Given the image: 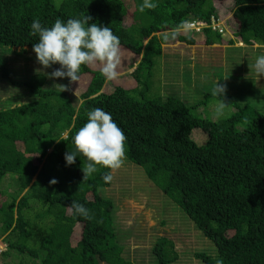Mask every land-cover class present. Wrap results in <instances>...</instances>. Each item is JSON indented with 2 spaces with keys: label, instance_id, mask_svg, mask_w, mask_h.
<instances>
[{
  "label": "trees",
  "instance_id": "16d2710c",
  "mask_svg": "<svg viewBox=\"0 0 264 264\" xmlns=\"http://www.w3.org/2000/svg\"><path fill=\"white\" fill-rule=\"evenodd\" d=\"M155 2L156 9L140 13L142 0H0V87L5 91L18 85L23 91L5 99H11L7 106L0 103V237L5 245L0 264H135L120 243V211L114 201L116 193L129 194L127 189L109 191L113 183L104 182L108 170L103 168L84 180L83 157L71 166L65 161L87 111L97 107L111 114L127 138V159L118 171L128 167L135 176L144 174L136 179L145 181L135 197L161 201L163 215L155 214L161 234L135 242L141 245L135 261L264 264V114L249 105L239 107L232 98L226 104L234 113L213 121L195 111L216 98L211 93L216 79L208 84L203 76L193 81L192 71L182 75L197 93L206 94L200 106H191L186 103L190 89L183 98L159 95L151 77L173 44L208 48L203 61L218 55L213 46L230 45L235 63L256 69L251 57L264 50V0ZM221 9L227 19L218 14ZM86 15L92 17L89 24L110 27L120 39L121 54L131 58L121 59L114 82L98 66H82L87 81L74 102L71 90L61 92L47 74L27 75L18 59L35 56L34 20L51 27L57 18L66 22ZM212 19L231 39L212 30ZM183 20L208 27L164 42L163 35ZM194 129L204 133L202 144L192 138ZM52 179L58 182L52 185ZM8 187L14 192L8 193ZM73 201L91 210L94 219L74 217L68 211ZM197 237L203 239L199 248L190 241ZM185 242L193 249L182 253L179 244Z\"/></svg>",
  "mask_w": 264,
  "mask_h": 264
},
{
  "label": "clouds",
  "instance_id": "9594fccd",
  "mask_svg": "<svg viewBox=\"0 0 264 264\" xmlns=\"http://www.w3.org/2000/svg\"><path fill=\"white\" fill-rule=\"evenodd\" d=\"M158 7L155 0H142L138 11L154 10ZM92 17L89 15L80 18H70L66 22L57 18L51 27L42 26L39 19L31 24V35L38 36V42L33 45L36 61L44 69L59 65L52 71L50 79L69 80V84L81 80L82 66H98L101 75L108 81H114L119 76L121 66V43L110 27H101L96 23L89 24ZM191 23L183 20L179 25L163 35V41L175 40L182 32H187ZM225 33H222V36ZM256 72L264 76V55L256 59ZM61 92L70 91L67 85H58ZM79 89V88H78ZM76 89V92L78 91ZM75 92V94H76ZM226 86L215 84L212 95L217 98L215 116L223 115L227 107L223 96ZM87 122L80 127L74 137L72 151L65 153L66 165L71 166L77 157H83L82 172L84 180L96 173L100 168L107 169L102 177L105 183L113 179L112 173L120 169L127 159L126 135L113 120L110 113L102 108H93L87 111ZM58 181L50 180L55 185ZM68 211L74 217H81L91 221L94 215L83 204L73 201L68 205ZM2 241V240H1ZM2 242L0 254L5 245ZM1 247V243H0ZM216 264H223L218 259Z\"/></svg>",
  "mask_w": 264,
  "mask_h": 264
},
{
  "label": "rangeland",
  "instance_id": "374dc122",
  "mask_svg": "<svg viewBox=\"0 0 264 264\" xmlns=\"http://www.w3.org/2000/svg\"><path fill=\"white\" fill-rule=\"evenodd\" d=\"M219 15L225 16L224 19L227 18V12L225 9H221L218 12ZM229 16V14H228ZM227 21V20H226ZM225 21V22H226ZM227 33H225L222 37L226 38ZM169 47L166 54L164 57L163 61H161L160 68L155 69L152 71V83L154 88H156V93L159 95L163 94H169V93H174L176 95L181 96L182 98L187 94L188 90L190 89L191 92V97H188L186 100L188 105H199L204 101V98L206 97L205 93H197L196 88L193 84H191L190 80L189 81H184L185 78L181 74H175L179 69L175 66V62L180 60V55L184 52V49L182 46H177L176 44L167 46ZM167 49V48H166ZM217 49V50H216ZM216 52H219L221 54V57L223 58V66L222 70L228 74L226 77L225 75H221L222 71L221 65L219 61L217 63L209 64L206 65L207 68V74L205 76L200 75L199 71L195 68L191 74L193 75V81L198 82L199 79H203L201 76L205 78V81L210 84L212 81L219 82L220 85L226 86V94H224V101L225 103H230L231 99L233 98L236 104L239 107H245L246 105L252 106V108L259 113L264 114V76H260L257 74L256 69L254 68H245L242 66L241 63H232L233 59V54L228 53L224 55V49L220 46L219 48L215 47L214 49ZM14 50H12L9 53H13ZM17 51V50H16ZM179 54V57H177V54ZM30 54V53H29ZM258 54H264V50L257 51L255 50L254 53H252L251 61L254 63L259 56ZM32 54H30L31 56ZM8 56V54H7ZM6 56V57H7ZM13 54L9 58H14L12 57ZM131 58V55L128 56L126 53L121 54V59H129ZM241 56H239V59ZM20 61L19 65H21L24 69L27 70V75L31 74H47L48 76L50 75L48 69L42 68L41 65H39L36 61L35 56H31L29 58L19 57ZM175 61V62H173ZM17 63V62H16ZM159 63V59L157 61ZM172 63V64H171ZM7 64H11V61H8ZM171 64L172 69L171 70H166L168 65ZM54 66V65H53ZM9 67V66H8ZM187 68H185L186 70ZM187 72V71H184ZM221 75V76H220ZM220 76V78H219ZM119 77V76H118ZM216 77V78H215ZM181 78L184 81V86L185 88L183 89L181 87ZM191 78V77H190ZM189 78V79H190ZM49 80L53 81L55 83V87H58V85H63L65 82V79H50ZM87 79L85 77H81V80L78 83H73L69 84L70 92L72 95V99L75 102L76 97H78L79 93L81 92L80 90V85H82L84 82H86ZM169 81L168 84H171V88H165L166 86L164 85V82ZM114 82V81H112ZM129 84V87L133 86V83H127ZM215 84L211 83L213 87H215ZM17 87H12L8 88V90L4 91L3 87H0V92H3L6 94V97H2L0 93V103L2 102L3 105L7 106L9 103H11V99L8 102H3L9 99V97H15L17 94L23 93L22 90L18 89V85H15ZM205 86V85H203ZM202 86V88H203ZM79 88V89H78ZM76 89L78 91L76 92ZM76 92V94H75ZM162 92V93H161ZM210 93V92H207ZM212 93V92H211ZM230 95V96H227ZM201 101V103L199 102ZM80 102V101H79ZM79 102H77L79 104ZM227 107L224 109L223 115L220 117L215 116V109L217 106V99H210L208 102L205 103V106L201 105L195 111L196 114L201 115L204 118H209L210 120H224L229 118L234 112L233 107L229 106L226 104ZM4 107V106H1ZM204 133L200 129H194L192 131V138H194L195 141L200 142L201 144L206 140V137L203 135ZM134 169L126 167L125 172H119L116 170L115 172L112 173L113 179H112V187L109 188V191L111 190H116L120 188L119 186H122L127 189V192L129 194H115L114 196V201L116 202V205L120 211L119 214V220L118 223L120 225V230H119V235H120V243L124 245V249L130 252V256L132 261L135 262V264H140L139 257L141 253L138 251L141 247V245L136 244V241H145L151 236L155 235H160V231L162 230L160 227H158V224L156 223L157 218L155 214L158 215H163L162 214V209H161V201L159 199L153 200V202L150 200L148 202L145 198L144 195L142 196H137L135 197L134 193L137 192V190H143L144 188H141L144 184V181H137L136 179L139 177L138 175H142L143 173L137 174L136 176L134 175ZM144 175V174H143ZM11 182V180H10ZM15 189V188H14ZM14 189L12 187H8L7 191L10 193V190ZM168 212L166 213V215ZM170 214V212H169ZM158 229L159 232L155 233L154 229ZM172 228V227H170ZM79 231V228H77ZM137 230L140 232V234L137 233ZM3 237H0V243L2 248V242L1 241ZM191 243L199 248V242H202L203 239L201 237H197V239H192L190 240ZM199 241V242H198ZM207 242L212 245L213 252L215 251L214 245L212 244L211 241L207 239ZM187 242L183 244H179V247L182 249V253H185L188 249H193L192 244ZM143 251V250H142ZM144 252V251H143ZM146 253V252H144ZM2 259L0 258V263ZM137 260V261H135Z\"/></svg>",
  "mask_w": 264,
  "mask_h": 264
},
{
  "label": "crops",
  "instance_id": "0c3cea01",
  "mask_svg": "<svg viewBox=\"0 0 264 264\" xmlns=\"http://www.w3.org/2000/svg\"><path fill=\"white\" fill-rule=\"evenodd\" d=\"M227 19V18H226ZM227 39H231L230 36L227 34L226 35ZM234 46H242L241 44H238L236 43ZM213 47H217V46H213ZM220 46H218L217 48H219ZM223 49H224V55L228 53H232L231 51V46L230 45H223L221 46ZM182 48L184 49V52L180 55V66H176L177 69H179V71H177L175 74H185L184 71H187V72H193V70L196 68L200 75H203L205 76L207 74V68H206V65H209V64H213V63H217L219 61L220 65H221V69L219 72L222 71L221 75H225L226 77L228 76V74L226 72H224L222 70V66H223V58L221 57V54L218 52V55H214L212 57V60L211 58H207L206 56V59L205 61L204 60V54L207 52V54L209 55L210 52L207 50L208 48H205L203 46H200V45H194V46H182ZM235 57L233 56V59H232V63H235L236 60H234ZM211 60V61H210ZM185 68H187L185 70Z\"/></svg>",
  "mask_w": 264,
  "mask_h": 264
},
{
  "label": "built area",
  "instance_id": "2783aa9c",
  "mask_svg": "<svg viewBox=\"0 0 264 264\" xmlns=\"http://www.w3.org/2000/svg\"><path fill=\"white\" fill-rule=\"evenodd\" d=\"M212 30H216L218 31L220 34H222L223 32L221 30H217L218 29V24H216L215 20L212 19ZM192 27L190 28L191 31H195V32H199L203 27H208V25H206L205 23H202L200 21H195V22H191ZM4 247V245H3Z\"/></svg>",
  "mask_w": 264,
  "mask_h": 264
}]
</instances>
